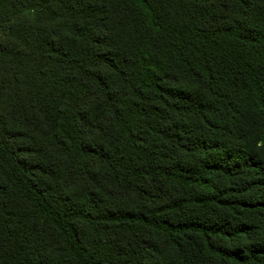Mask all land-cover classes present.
<instances>
[{"label":"trees","instance_id":"1","mask_svg":"<svg viewBox=\"0 0 264 264\" xmlns=\"http://www.w3.org/2000/svg\"><path fill=\"white\" fill-rule=\"evenodd\" d=\"M0 264H264V0H0Z\"/></svg>","mask_w":264,"mask_h":264}]
</instances>
